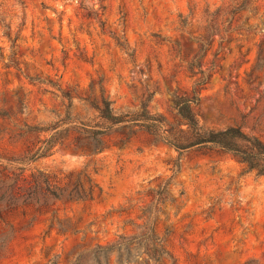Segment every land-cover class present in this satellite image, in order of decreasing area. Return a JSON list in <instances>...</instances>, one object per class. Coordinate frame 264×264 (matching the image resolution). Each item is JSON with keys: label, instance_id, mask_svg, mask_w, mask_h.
<instances>
[{"label": "rangeland", "instance_id": "374dc122", "mask_svg": "<svg viewBox=\"0 0 264 264\" xmlns=\"http://www.w3.org/2000/svg\"><path fill=\"white\" fill-rule=\"evenodd\" d=\"M198 77L200 124L264 141V0H0V264H137L154 240L176 264L264 261V174L135 126L76 142L101 93L174 122ZM19 173L62 192L15 200Z\"/></svg>", "mask_w": 264, "mask_h": 264}, {"label": "trees", "instance_id": "16d2710c", "mask_svg": "<svg viewBox=\"0 0 264 264\" xmlns=\"http://www.w3.org/2000/svg\"><path fill=\"white\" fill-rule=\"evenodd\" d=\"M205 80L198 77L190 92L174 97L173 107L177 117L174 122L169 121L161 113L152 112L146 102H142L136 110L117 111L108 97L101 93L93 103L97 119L94 126L100 127L101 131L92 130V127L86 123L75 125L73 127L78 132L76 142L93 134L89 137L93 140L89 148L92 152H98L104 147V138L112 127L121 124L135 126L149 133L154 140L166 143L179 153L190 148H217L236 157L245 165L246 170L255 171L257 175L264 174V141L257 135L245 132L238 125L208 127L199 123L194 106L198 101L199 89ZM55 143L56 141L52 142L50 147ZM25 192L33 194L39 201L41 198L48 197L49 194L60 195L62 189L49 175L35 178L30 184L27 177L19 173L12 179L10 196L18 200ZM149 246L144 252V257L135 260L137 264H162L166 262V258L171 259V264H176L173 255L163 249L159 242L154 240ZM108 247L98 245L93 249ZM245 264H264V261L249 259Z\"/></svg>", "mask_w": 264, "mask_h": 264}]
</instances>
